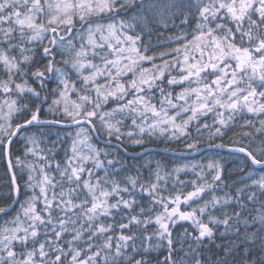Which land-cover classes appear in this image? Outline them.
<instances>
[{"label":"snow or ice","instance_id":"1","mask_svg":"<svg viewBox=\"0 0 264 264\" xmlns=\"http://www.w3.org/2000/svg\"><path fill=\"white\" fill-rule=\"evenodd\" d=\"M118 3L119 11L131 10L134 6L142 13L132 17L127 23L123 20L119 22L118 29L123 40H118L116 47L108 43L107 48L110 51L106 52L105 44H96L91 39L92 29L89 28L88 43L93 49L91 53L84 50L85 45H81V50L75 52V59L71 63L63 62L67 66L66 69L55 67L56 50L59 45L65 43L61 30L65 33L73 30V17L77 15V10L83 13L79 16L83 21L85 15L95 12L112 13ZM46 9L49 18L46 22L37 23V18L44 16ZM143 13H147L148 16H144ZM177 19L180 20V26L196 21L195 31L198 34L186 47L194 44L195 50L200 52L201 59L204 57V50L207 49V63L198 62L188 65L187 68H181L179 79L170 77L166 85L165 70L177 67L178 61L166 62L163 66L153 65L151 70L141 69L139 79H132L127 82V86L120 83L123 76L133 71L137 61L154 60L151 56L142 55L140 48H137L141 36L127 35V31L134 32L138 25L150 21L167 28L169 22L175 26ZM108 29L114 35L117 26L109 25ZM45 38L52 47L44 46L42 51L43 55L50 59L43 69L36 68L32 71L31 76L40 81L43 89L46 73L57 74L59 83L54 91L58 92L60 97H65L69 90L73 92L77 90L75 83L67 78L66 72L74 70L78 74L84 84L80 91L85 94L80 96L81 103H74L75 110L70 111L67 104L63 108L64 115L77 126L86 123L95 131L93 118L96 117L110 137L116 135L119 139L122 134L116 125L120 122L116 121L115 124L109 122L113 114L124 113L126 109L135 112L136 107L143 106L145 111L150 109L159 117L161 112L157 111L154 105H150L144 97V93L156 90H159L161 97L164 98L160 101L161 105L166 103L172 109H180L176 116L189 111L191 115L180 126L174 123L176 116L154 122L147 125V128L137 125L136 120L133 119V125L139 127L141 134L146 130L150 133L155 132L160 123L165 124V127L160 128V132L163 133L167 131V124L171 123L174 129L173 138H177L176 131H179L187 139L188 134L184 129L191 121L198 119L199 115L214 111L223 117L224 113L219 112V109L229 112L227 120L219 119L221 126H227L237 113L245 110L247 113L264 115V103H258V98L264 101V0H123V3H120V0H99V2L81 0L75 4L57 2L55 5L49 0H44V3H41V0H0V63L6 67L9 77L7 81L0 82V89L5 94H11L14 86L17 94L27 92L37 99L40 97V92L28 87L26 80L23 84H19L15 83L12 77L28 75L22 65L30 66L32 57L25 53L32 50L24 45L34 41L42 42ZM181 38L186 39V37H177V42ZM72 47L74 48V45ZM97 48L99 51L95 50ZM17 49L20 51L19 58L9 54ZM147 50L145 47L144 51ZM174 51L178 52L180 49ZM125 53L135 54L137 59L133 60L131 55L125 57ZM60 54L63 55V52ZM89 54L92 59H88ZM169 54L162 53L161 57ZM113 55L115 58L109 59ZM95 59H99L100 63H93ZM125 59L128 63L125 64V68H121L120 65ZM187 61L186 56L185 64ZM86 68L92 71L85 76L83 71ZM185 72L187 75L184 74ZM202 73L214 79L210 83L205 79H198L197 82L203 85L202 89H185L176 94L175 100L185 101L190 92H195L199 98L200 92L203 91L206 93L203 98L206 103L191 108L173 103L172 93L166 92L165 89L180 86L185 81L190 82L193 76L200 78ZM98 79H103L105 83L98 84ZM92 92L95 93V97L89 95ZM132 94L134 98L125 102V98ZM109 99L117 103V108L112 112L100 113L102 103L108 102ZM17 104L16 100L8 103L7 123H0V149L8 157L9 169L13 167L11 145L21 137V133L27 132L29 126L39 122V108H37L35 112L29 113L30 118L13 125L11 122L13 111L20 115H24L26 111L25 105L16 108ZM53 104L59 105L60 101L55 100ZM144 114V111L140 113L141 116ZM164 115L167 116L166 113ZM259 123L261 127L257 132L261 137V144L257 146L256 151L249 150L248 146L232 149L234 153L243 154L250 162V166H258L257 172L264 170V120ZM246 126L251 127V122H246ZM203 127L207 128L208 125ZM83 131L81 129V132H77V137H80ZM216 134H221L219 127L216 129ZM133 135L132 132L128 133L129 138ZM24 139L32 144L36 143L30 136H25ZM84 142V140L74 141L73 155L66 159L63 167L60 163L56 164L59 181L50 177L44 170L45 166H41L39 171L43 173V179L39 181L40 195L33 196L26 201V206H22L23 216L28 221L27 226H20L21 221L17 217L14 221L17 227L5 229L8 235L0 237V264H37V261L39 264H151L148 259L149 254L162 244L166 245L168 251L162 264H184V260L175 258L176 250L173 247L174 241L170 231L177 220H191L198 228V235L192 237V244L198 247L193 248L190 245L188 252L185 253V256L190 255L188 264H209L208 257L203 255L202 245L205 238L210 239L213 236V229L209 224L199 220L197 213L204 214L208 210L209 203L215 206L221 202L219 199L214 197L203 207L185 212L179 208L180 196L169 198L166 202L163 197L158 196L156 184H141L138 193L136 186L139 180L129 178L126 186L121 187L110 179L109 171V167H114L118 161L105 162L100 156L106 157L108 153H101L91 148L89 151L93 153L92 155H80L76 145ZM132 142L142 144L143 140L136 139ZM252 143H255L254 139ZM199 145V139H194L192 142H186L185 148L195 151L198 150ZM32 152L33 149L26 144L25 155ZM89 161L93 165L92 168L86 166ZM16 163L22 164L19 157H16ZM105 163L109 167H106ZM50 166L49 164L48 167ZM208 167L216 171V175L212 177L213 183L219 182L221 180L219 165L210 164ZM93 169L103 171L105 175L101 177ZM176 171L179 172L181 169ZM246 176L251 183L238 189V195L235 197L240 210L234 211L231 216H226L223 220L210 217V223L223 224L226 230L231 229L235 237L227 244L217 246L222 255L217 254L211 264H264V200L259 199L260 196H264V175H260L258 179L253 178V173H246ZM157 179H159L158 173ZM32 181L33 177L30 175L26 187L34 188ZM65 184L68 185L67 189L64 187ZM12 185L13 190L18 194L15 174L12 176ZM57 188H59L58 192ZM210 188L212 184L195 187L194 191L183 197V202L187 203L199 197ZM143 194L151 198V206L143 207L136 199L138 195L143 198ZM41 199L43 200L41 211L44 215L36 209V203ZM257 203L259 208L255 207ZM170 204L174 206L170 208ZM246 204L252 207H247ZM155 205H160L163 211L153 215ZM6 211V208L0 207V213ZM153 224L158 227L150 233L148 228ZM40 228L44 229L43 233L38 230ZM253 228L254 231L249 230ZM41 235L44 237L43 240L40 239ZM185 235L189 234L185 233ZM66 236H70V239H65ZM153 241L156 243L154 244ZM14 246L26 251L18 254ZM180 251H183V248Z\"/></svg>","mask_w":264,"mask_h":264},{"label":"trees","instance_id":"2","mask_svg":"<svg viewBox=\"0 0 264 264\" xmlns=\"http://www.w3.org/2000/svg\"><path fill=\"white\" fill-rule=\"evenodd\" d=\"M116 8H118V11L113 12L109 16V21L115 20V18H126L131 20L132 17L142 14L141 11L134 6L131 10H125L124 12L119 11L120 4H117ZM143 15L148 16L147 13H143ZM133 22L135 23V21ZM195 25L196 21L193 20L189 25L180 26V20L178 19L175 21V26L169 22L167 28H164L162 25H157L155 21H150L144 25H138L134 32L132 31V34H139L141 36V41L138 44L142 53L154 58L151 62L144 61L142 67L151 70L153 65L163 66L166 62L173 63L178 61L179 65L177 67L165 70L164 83L166 85L167 79L170 77L178 78L180 76V69L185 68V50L183 49V46L193 41V37L198 34L195 31ZM177 37H186V39L181 38L179 42H177ZM141 45H143V47H141ZM24 46L32 50L25 53V55L32 57V61L30 66L22 65L28 75L23 77L18 75L14 76L15 83L23 84L25 80H28L27 82L33 84L40 92V95H43L44 97L41 98L40 96L37 99L31 93L27 92L15 94L13 99L18 101L16 107L20 108L21 105H25L26 111L24 115L16 113L14 123H22L25 119L30 118L29 113L35 112L40 106H42L40 112L42 119H54L64 122L71 121L70 119H67L68 117L65 116L64 113L55 108V105L53 104V101L60 97L59 93L54 91L59 83L58 75L52 73L50 79H44L43 89H41L38 81L31 76L32 71L36 68L43 69L47 64L48 59H50L49 57H45L42 51L44 46H51L48 43V39L46 38L42 42L38 41L33 44L32 42L26 43ZM145 47L148 49L147 51H144ZM176 49H180V51H174ZM60 53L58 47L55 54V67L66 69L67 66L63 62L69 61V63H71L75 59V55L68 60H64L63 55ZM162 53L170 54L161 57ZM9 54L11 56H16L17 58L20 57L19 49L12 51ZM66 73L70 82L75 83L76 85L77 90L75 92L72 91V96L75 100L79 101V97L85 94L80 91V89L84 87V84L74 70L67 71ZM184 74L186 75L187 73L185 72ZM46 76H50V73H46ZM201 78L207 80L209 83L214 79V77L202 73L200 78L193 76L195 81H185L180 86L168 87L165 90L166 92L172 93L173 103H179L184 108H191L204 98L206 95L205 92L201 91L199 98L195 92H190V94L186 96L185 101H176L175 96L177 93H180L185 89H202L203 85L197 82L198 79ZM8 79L7 69L2 63H0V82L7 81ZM5 97L6 95L2 92V89H0V100H3ZM144 97L149 101L150 105H154L156 110L161 112L159 117L155 116L150 109L145 111L143 106H134L136 107L135 112H130L126 109L124 113H114L109 121L114 124L116 121L120 122L116 125L120 128V133L122 134L119 139L116 138V135L111 137L104 135L100 122L93 119L100 135L105 139L115 140L125 146L128 150L134 152L151 146L167 148L177 152H191L185 148V144L186 142H192L194 139H199V148L210 144H223L241 147L248 146L249 150L256 151L257 146L261 144V137L257 132V129L261 127L259 122L264 120V115L247 113L246 110L242 113H237L234 120L229 121L227 126H221L218 122L220 118L227 120L229 115L227 110H218L219 112L224 113L223 117L217 115L215 111L208 112L206 115H199L198 119L191 121L184 129L188 134L187 139L179 131H176L177 138L174 139V129L171 123L167 124V131L163 133L160 132V128L165 125L159 126L155 132L150 133L146 130L141 134L139 132V127L133 125V119L136 120L137 125L147 128V125L158 120H166L167 117L176 116V113L180 111L179 108L172 109L168 107L166 103L161 105L160 101L164 98L161 97L159 90L146 92L144 93ZM45 98L46 102H44ZM133 98L134 94L128 95L125 98V102L126 100ZM258 103H264V101H260L258 98ZM115 108H117V103L114 100L109 99L108 102L104 104L103 110L111 112ZM142 111L145 112L144 116L140 115ZM164 113H166L167 116H165ZM190 115V111L186 114L181 113L177 116L178 121H174L175 125L180 126ZM246 122H251L252 126H246ZM204 125H208V127L205 128L203 127ZM84 126L91 132V129L87 125ZM218 127L221 131L220 135L216 134V129ZM78 128L79 127H63L58 125L31 126L28 127L27 132L21 133V137L17 138L15 143L11 145L10 155L17 182L21 189V196L18 204L13 210L0 216V231L5 220L11 219L16 221L17 217H19L20 220H23L20 226H27L28 221L23 216L22 206H26V201L33 196L40 195L39 181L43 179V173L40 172L39 169L41 166H45L44 170L50 177H54L55 181L60 180L59 173L56 171V164L60 163L61 167H63L66 159L73 155V142L79 141V137L76 135ZM129 132L136 133L137 136L143 140V143L139 145H132L129 143V140H131V138L127 136ZM245 133H248L249 135L245 136ZM25 136L32 137L35 139L36 143L32 144L30 141H26L24 139ZM253 139L255 140V143H252ZM94 140L99 144V147H103L106 150L105 153H108L106 157L101 155V160H104L105 162L107 160L118 161L114 167H109L105 163V166L109 167L111 180L116 181L121 187H125L126 181L129 178L138 179L139 183L136 186L138 193L140 192L141 184H156L158 196L163 197L166 202L169 198H175L176 196L184 195L194 190L196 183H198V178L202 175H206L207 179L212 181V177L216 175V171L209 168L208 165L218 164L221 172L220 182L222 184L224 183L223 185H227V189L232 197V202L231 205H229L228 211L229 216H231L234 211L240 210L235 199L238 195L237 190L244 187L245 184L251 183V180L247 179L246 173H250L251 170L257 172V167L250 166V162L244 155L224 150L208 149L193 156H182L161 150H152L141 156L132 157L116 146L103 145L95 138ZM26 144L27 147L33 149V152L29 153L27 156L25 155ZM78 145L79 143L76 145L77 151ZM16 157L20 158L22 164L16 163ZM49 164L51 165L50 167H48ZM86 166L88 168L93 167L91 161H89ZM183 167H188V169L181 172L176 171V169ZM93 170L101 177L105 175L103 171L97 169ZM157 173L159 174V179H157ZM257 173L260 176L261 174H264V170H260ZM30 175L33 177L32 183L35 185L34 188L26 187V184L29 183ZM64 187L67 189L68 185L65 184ZM56 191L58 192L59 188H57ZM49 195H51V189H49ZM14 197L12 176L8 168L6 155H4L3 150L0 149V207L5 208L10 206L14 201ZM136 199L143 207L151 206V198L147 194H143V198L138 195ZM259 199L264 200V196H260ZM246 206L252 207L250 204H246ZM154 207L155 212L153 215L163 211V208L160 205H155ZM255 207L259 208V204L257 203ZM42 208L43 200L41 199L36 203V209L41 215H44L41 211ZM253 215H255V213H253ZM219 216L220 214L217 212L214 215V218L217 219ZM15 226H17V224ZM194 226L197 227L192 221H177L170 229L174 241L173 247L176 250L175 258L178 260H184V264H188V260L190 259V255L185 256V253L188 252L189 246L191 245L193 248L198 247L197 245L192 244V237L198 235ZM157 227L158 226L155 224L151 225L148 228V232H153ZM38 230L41 233L44 231L43 228ZM249 230L254 231L255 229L253 228ZM185 233L189 235L186 236ZM118 234L119 233H116V235ZM40 239H44L43 235H41ZM65 239H70V236H66ZM233 239H235V237L230 228L226 230L223 224L214 227L213 236L210 239L205 238L202 245L203 255L208 257L209 264H211V261L217 254L222 255L221 250L217 246L227 244L229 240ZM153 243L155 244L156 241H153ZM14 247L18 254L21 251H26V249H21L19 246ZM181 248H183V251H180ZM167 255L168 251L166 245L162 244L160 247L154 248L151 251L148 259L151 261V264H162ZM37 264H39V261H37Z\"/></svg>","mask_w":264,"mask_h":264},{"label":"rangeland","instance_id":"3","mask_svg":"<svg viewBox=\"0 0 264 264\" xmlns=\"http://www.w3.org/2000/svg\"><path fill=\"white\" fill-rule=\"evenodd\" d=\"M49 2L52 3L53 5H55L57 2L75 4V3L81 2V0H51V1L49 0ZM84 2H88V0H84ZM97 2H99V0H97ZM41 3H44V1H41ZM120 3H123V0H120ZM116 11H118V8L114 9L113 12H116ZM122 12H124V11H122ZM112 13L106 12V13L101 14L99 12H95V13H92L91 15H85V19L83 21H81L79 19V16L83 13L80 10H77V15L73 17V24H74V26H80V27H77V29H75L74 31H71V34L69 36L65 37V43L62 45H59V50H60V52H63L64 60H68V59L72 58V56L75 55L76 51L81 50V45H85L86 47L84 50L91 53V51L93 49H92V45H90L88 43L89 35H90L89 34V28L92 29L91 39L96 44H101V43L105 44V51L106 52L110 51V49L107 48L108 43H111L113 45V47H116L117 41L123 40V36L121 35V31L118 29L119 22L121 20H123V21H125V23H127L130 20H128L126 18H115V20L109 21V16ZM53 14H55V10H53ZM47 18H49V17L47 15V9H46L45 15L39 16L37 18V23L46 22ZM86 19H88V20L86 22H84ZM109 25H116L117 26V30L115 31L114 35L109 32V29H108ZM61 34L66 36L68 33H65V32H63V30H61ZM126 34L127 35H133L132 31H127ZM34 42H38V41H34ZM34 42H32V44ZM190 43L186 44V45H190ZM73 45H74V48L72 47ZM186 45L183 46V49L185 50L184 51L185 57L186 56L188 57L187 64H185V62H184L185 68H187L188 65H190V64H195L198 62L207 63V57H208V50L207 49L204 50V57H203V59H201L200 52L195 50L194 44H192L189 47H186ZM123 46L128 47V45H123ZM137 48H140L139 44H137ZM95 50L99 51L98 48ZM140 53L142 55H144V53H142L141 50H140ZM129 55H131V58L133 60L137 59L135 54H129V53L124 54L125 57H128ZM113 58H115L114 55L109 57V59H113ZM88 59H92L90 54L88 56ZM93 63L99 64L100 61H99V59H95V60H93ZM127 63H128V61H127V59H125L124 62L120 65V67L125 68V64H127ZM143 63H144V61H142V62L137 61V64L134 66L133 71L128 72L126 76H123L120 79V83H124L127 86V82L131 81L132 79H134V78L139 79L140 70L145 69L142 67ZM91 71H92L91 69L86 68L83 71V75H85V76L89 75ZM125 71H126V69H125ZM14 76H16V75H14ZM14 76L12 77L13 80H14ZM66 76L68 78L67 73H66ZM177 79H179V77ZM192 81H195L193 79V77L190 78V82H192ZM38 83L40 84V81H38ZM97 83L98 84H104L105 81L103 79H98ZM43 85H44V81H43ZM27 86L36 89L34 87V85L31 84L30 82H27ZM40 86H41V84H40ZM2 92H3V90H2ZM15 94H17V92L14 89L11 94H5L6 97L3 100L2 99L0 100V123H5V124L7 123L6 117L8 116V103L11 102L12 100H14L13 97ZM89 95H91L92 97H95L94 92L89 93ZM40 96H41V98L44 97L43 95H40ZM57 100L60 101V104L55 105V108L60 110L62 113H63V108L66 104L69 107V110L73 111V110H75L74 109V103H81L80 99H79V101L74 99V97L72 96V90H69L66 93L65 97H59ZM203 103H206V101L204 99H201L198 102V104L193 106V107H199L200 104H203ZM104 104H106V103H102V106L99 109V112L100 113L110 112L108 110H106V111L103 110ZM16 113H17L16 111H13V113L11 115V122L13 125H15L14 120H15ZM67 119H69V118H67ZM93 119H95L96 121L99 122L98 118L94 117ZM164 120L165 119L158 120V121H164ZM175 120L178 121L177 116H176ZM158 121H155V122H158ZM162 125H165V124L160 123L159 126H162ZM78 127L79 128L77 129V132H81V129L84 130L82 135L79 137V140L85 141L84 143H82V144L79 143V145H78V152L80 155H82V156L92 155L93 153L91 151H89L90 148L94 149L95 151L101 152V153L106 152V150L103 147H99V144L97 142H95L94 137H93L92 133L90 132V130H88L84 125H81ZM101 129L104 132V135H106L107 137H110L107 134L106 130H104L103 128H101ZM134 136L131 137V140H129V143H131L132 145H139V144L132 142L133 140L140 139L136 133H134ZM178 169H181V171H183L185 169H188V167L187 168L183 167V168H178ZM181 171H179V172H181ZM250 173L254 174V176H253L254 179L259 178V175L256 171L251 170ZM261 175H264V174H261ZM207 180L208 179H207L206 175H202L201 177L198 178V183H196L195 187H198V186L203 185V184H212V188L206 189L205 192L201 193V195L199 197L193 198V200H190L187 203L183 202V197L187 196L188 193L184 194V195H179L181 197V204L179 205V208L181 211L188 212V211H191L192 209H195L198 207H203L206 202L212 201V199L214 197L219 199L221 202L219 204H216L215 206H213L211 203H209L208 210L204 214L197 213V218L199 220H201L203 223L209 224V227H211L213 229V232H214V227H216L217 224L215 225L213 223H210L209 222L210 217L213 219H216V218H214V215L217 212L220 214V216H219V218H217V220H223V219H225L226 216H229L228 211H229V205H231V202H232V197L230 195L229 190L227 189L226 184L223 185L224 183L222 184L220 181L213 183V180L212 181L211 180L207 181ZM192 191H194V190H192ZM172 206H174V205L170 204V208ZM14 221L15 220L7 219V220H5V222H3L2 227H1V231H0V237H2L4 235H8V233L5 232V229H12V228L17 227V226H15L16 224L14 223ZM20 221L22 223L23 220H20ZM177 221H180V220H177ZM190 221L191 220H188L186 222H190ZM194 229L198 233V228L194 226Z\"/></svg>","mask_w":264,"mask_h":264},{"label":"water","instance_id":"4","mask_svg":"<svg viewBox=\"0 0 264 264\" xmlns=\"http://www.w3.org/2000/svg\"><path fill=\"white\" fill-rule=\"evenodd\" d=\"M70 34H71V32L68 33V35H70ZM50 76H51V73H50ZM50 76L47 77L45 75V78L46 79H50L51 78ZM41 109H42V106L39 107V113H38V120H39V122L38 123H35V124L31 125V126L58 125V126H63V127H77V125L73 124L72 122H64V121H59V120H54V119H42L41 118V115H40ZM57 121H59V123H56ZM81 125H87L91 129V126L88 125V124H86V123H82ZM31 126H29V127H31ZM95 127H96V130L93 131L91 129V131H92L93 137L98 142H100L103 145L116 146V147L122 149L127 155L132 156V157L141 156V155H143V154H145V153H147L149 151H152V150H161V151H164V152H168V153H172V154H177V155H182V156H193V155H197V154H200L203 151L208 150V149H218V150H224V151H228V152L234 153L232 151V149L241 147V146H231V145H223V144H210V145L203 146V147L199 148L198 150L191 151V152H177V151H174V150H171V149H167V148L151 146V147H148V148H144V149H142L140 151L134 152V151L128 150L125 146H123L121 143H119V142H117L115 140H110V139H104V138H102L100 136L99 132H98V129H97L96 124H95ZM217 145H223V147H217ZM10 149H11V147H10ZM236 154H240V153H236ZM6 161H7V164H8V157L7 156H6ZM255 167H258V166H255ZM9 170H10L11 176H13V174H15L13 167L11 169H9ZM15 177H16V175H15ZM16 186H18V188H19V193L17 194L14 191V196H15L14 197V201L12 202V204L10 206L5 207L7 209V211L6 212H3V213H0V216L3 215V214H6L8 212H10L18 204V202L20 200V196H21V189H20V186H19V184L17 182V178H16Z\"/></svg>","mask_w":264,"mask_h":264},{"label":"flooded vegetation","instance_id":"5","mask_svg":"<svg viewBox=\"0 0 264 264\" xmlns=\"http://www.w3.org/2000/svg\"><path fill=\"white\" fill-rule=\"evenodd\" d=\"M49 47H51V46H49Z\"/></svg>","mask_w":264,"mask_h":264}]
</instances>
